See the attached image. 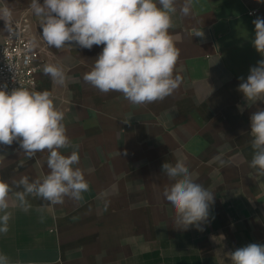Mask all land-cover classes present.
Here are the masks:
<instances>
[{
	"label": "crops",
	"instance_id": "1",
	"mask_svg": "<svg viewBox=\"0 0 264 264\" xmlns=\"http://www.w3.org/2000/svg\"><path fill=\"white\" fill-rule=\"evenodd\" d=\"M7 3L15 14L29 11L41 65L31 91L48 90L64 113L70 146L59 151L78 152L74 167L89 184L79 201L65 197L49 211L47 201L29 197L31 208L22 211L13 194L22 189L14 182L22 176L42 180L50 171L49 153L29 158L17 141L0 144V180L13 189L9 231L0 233V253L10 264H230L226 252L264 244V177L250 175L249 167L250 116L264 103L248 107L238 91L239 78L246 80L264 59L252 44L253 20L264 18V3L199 0L192 14L183 16V0H177L169 32L180 51L174 75L181 82L163 100L141 105L84 81L103 45L49 47L30 0ZM4 27L0 20V43ZM46 64L64 70L63 85L44 75ZM178 160L214 194L202 231L176 228L174 209L163 195L174 181L162 164Z\"/></svg>",
	"mask_w": 264,
	"mask_h": 264
},
{
	"label": "clouds",
	"instance_id": "2",
	"mask_svg": "<svg viewBox=\"0 0 264 264\" xmlns=\"http://www.w3.org/2000/svg\"><path fill=\"white\" fill-rule=\"evenodd\" d=\"M176 3L177 0H43L41 4L30 0L29 8L39 18L42 39L49 47L63 49L74 44L91 49L93 45H103L93 67L84 74V81L102 93L119 92L130 103L141 105L163 100L181 82L180 76L174 75L180 51L169 32L177 13ZM197 3L199 0H183L180 13L191 15ZM0 20L10 36L16 34L7 0H0ZM253 24V47L264 56V18L257 17ZM193 35L204 34L195 31ZM43 73L61 85L67 79L64 70L54 64L44 65ZM239 79L238 91L243 93L248 107L258 101L264 103V59L249 69L246 80ZM6 89L7 85L0 88V144L10 146L17 141L29 158L47 150L50 171L42 180L31 182L28 176H22L14 182L22 190L14 193L8 183L0 180L2 234L8 233L12 217L8 211L10 193L15 196V206L27 212L31 208L29 197L47 201L51 211V206L62 204L65 197L79 201L89 190L82 170L74 167L79 163L78 152L65 156L59 151L69 147L70 140L64 113L56 108L51 93L20 87L10 92ZM237 107L243 112L240 105ZM250 121L253 155L249 167L254 170L250 175L264 177V107L252 113ZM162 171L174 181L164 188L163 195L174 209L176 228L195 226L202 231L201 223L208 220L214 194L192 179L183 161L174 165L165 162ZM225 254L230 264H264V244L249 243ZM0 264H10L9 257L0 253Z\"/></svg>",
	"mask_w": 264,
	"mask_h": 264
},
{
	"label": "built area",
	"instance_id": "3",
	"mask_svg": "<svg viewBox=\"0 0 264 264\" xmlns=\"http://www.w3.org/2000/svg\"><path fill=\"white\" fill-rule=\"evenodd\" d=\"M250 10L249 14H254ZM13 28L16 34L6 32L0 43V88L7 85V91L16 88L32 90L41 68L40 49L36 43L32 46V20L29 11L15 14L12 11Z\"/></svg>",
	"mask_w": 264,
	"mask_h": 264
}]
</instances>
